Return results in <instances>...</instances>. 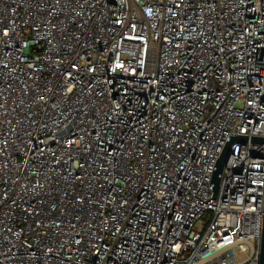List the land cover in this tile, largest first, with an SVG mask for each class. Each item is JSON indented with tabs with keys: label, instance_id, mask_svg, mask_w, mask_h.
Wrapping results in <instances>:
<instances>
[{
	"label": "built area",
	"instance_id": "obj_1",
	"mask_svg": "<svg viewBox=\"0 0 264 264\" xmlns=\"http://www.w3.org/2000/svg\"><path fill=\"white\" fill-rule=\"evenodd\" d=\"M253 137L264 0H0V264H257Z\"/></svg>",
	"mask_w": 264,
	"mask_h": 264
},
{
	"label": "water",
	"instance_id": "obj_2",
	"mask_svg": "<svg viewBox=\"0 0 264 264\" xmlns=\"http://www.w3.org/2000/svg\"><path fill=\"white\" fill-rule=\"evenodd\" d=\"M247 141V137L245 136H232L230 137L229 141L226 143L220 157L216 162V168L212 175V190H213V197H216L219 185V175L222 171L224 164L227 161L229 154L231 153L230 146L234 142H245ZM252 143L262 144L264 143V138L261 137H253L250 139ZM257 264H264V196H263V223H262V232H261V242H260V249L258 253Z\"/></svg>",
	"mask_w": 264,
	"mask_h": 264
}]
</instances>
